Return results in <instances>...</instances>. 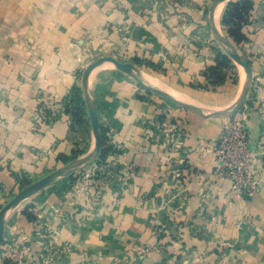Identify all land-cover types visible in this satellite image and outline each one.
<instances>
[{
	"label": "crops",
	"instance_id": "obj_1",
	"mask_svg": "<svg viewBox=\"0 0 264 264\" xmlns=\"http://www.w3.org/2000/svg\"><path fill=\"white\" fill-rule=\"evenodd\" d=\"M217 1L0 0V211L27 181L71 170L4 220L0 264H264V0H250L242 44L223 16L244 0ZM228 45L253 72L239 108L246 71L233 63L219 86L205 76ZM99 52L136 77L105 63L85 89ZM73 89L81 122L66 111ZM87 102L102 147L84 165L96 143ZM232 119L250 132L254 195L217 173Z\"/></svg>",
	"mask_w": 264,
	"mask_h": 264
},
{
	"label": "built area",
	"instance_id": "obj_2",
	"mask_svg": "<svg viewBox=\"0 0 264 264\" xmlns=\"http://www.w3.org/2000/svg\"><path fill=\"white\" fill-rule=\"evenodd\" d=\"M250 132L247 125L237 119L224 124L221 136L214 145L217 173L230 181L232 190L239 197L258 192V181L254 177L253 155L250 152ZM24 250L16 254L22 259Z\"/></svg>",
	"mask_w": 264,
	"mask_h": 264
},
{
	"label": "water",
	"instance_id": "obj_3",
	"mask_svg": "<svg viewBox=\"0 0 264 264\" xmlns=\"http://www.w3.org/2000/svg\"><path fill=\"white\" fill-rule=\"evenodd\" d=\"M225 1L226 0H218L216 2V5L224 3ZM228 48H229L228 56L230 57V59L232 58L237 64L242 66L247 73V83H246V86L244 88L242 97H241L240 101L238 102V106H237V108H239L242 105V103L244 102L246 95L248 94V92L251 89V86L253 83V72H252L250 65L245 60L242 59V57L238 54V52L231 45H228ZM105 63H111L118 70H121V71L129 74L130 76L136 77L137 69L135 68V66L133 64L121 62L114 57H104V58L98 60L97 62L91 64L87 68V70L85 71L84 81H83L85 89H87V87H88V80H89L91 72L94 71L96 68L104 65ZM159 92L161 94H163L167 99H169L174 104H177V105H179L183 108L189 109V110H197L194 106L189 105L187 103H184L182 101H179V100L175 99L174 97H172L171 95H169L168 93L161 92V91H159ZM87 108H88L90 116H91V121H92V126L94 129L96 143H95L94 150L92 151L90 156L84 161V165H87V164L91 163L92 161H94L98 157V155L100 154L101 147H102V135L100 132L99 120L97 117V113H96L94 107L90 103L88 104V102H87ZM213 115H229V113L215 112V113H213ZM70 172H71V170H69V169H62V170L55 171V172L49 174L45 178H43V179L37 181L36 183L32 184L31 186H29L27 189L22 190L19 193V195H17L12 201H10L5 207H3L1 209V211H0V257H1V245L3 242V238H4V220L9 216V214L16 207H18L23 201H25L27 198H29L31 195H33L35 192H37L38 190L49 185L57 177L66 175Z\"/></svg>",
	"mask_w": 264,
	"mask_h": 264
},
{
	"label": "trees",
	"instance_id": "obj_4",
	"mask_svg": "<svg viewBox=\"0 0 264 264\" xmlns=\"http://www.w3.org/2000/svg\"><path fill=\"white\" fill-rule=\"evenodd\" d=\"M252 8L253 3L250 0H244L230 2L225 11L223 24L227 27L229 36L237 44H242L248 40L243 30L250 22V12ZM233 67L235 66L231 59L220 54L216 66L209 68L205 76L212 85L219 86L222 85L227 78L225 70ZM66 111L72 114L76 122H81L82 117L86 114V105L78 89L72 90L66 103Z\"/></svg>",
	"mask_w": 264,
	"mask_h": 264
},
{
	"label": "rangeland",
	"instance_id": "obj_5",
	"mask_svg": "<svg viewBox=\"0 0 264 264\" xmlns=\"http://www.w3.org/2000/svg\"><path fill=\"white\" fill-rule=\"evenodd\" d=\"M104 57H111L110 55H105L103 52L101 53V52H99V53H96V55H95V59H94V61L92 62V64L93 63H95V62H97L98 60H100V59H102V58H104ZM115 58V57H114ZM117 59V58H116ZM120 61V60H119ZM231 61L236 65V66H238V67H240L244 72H245V69L242 67V66H240L239 64H237L232 58H231ZM159 97H161V98H165V99H167L163 94H161V93H159ZM170 101V100H169ZM171 103H173V102H171ZM173 105H175L176 107H178L179 109H181L182 107L181 106H179V105H177V104H174L173 103ZM177 134H179V133H177ZM94 171V170H93ZM89 172H90V170H89ZM51 174V173H50ZM81 175V174H80ZM37 181H27L24 185H23V187H22V190H25V189H27L29 186H31L32 184H34V183H36ZM15 198V197H14Z\"/></svg>",
	"mask_w": 264,
	"mask_h": 264
},
{
	"label": "bare ground",
	"instance_id": "obj_6",
	"mask_svg": "<svg viewBox=\"0 0 264 264\" xmlns=\"http://www.w3.org/2000/svg\"><path fill=\"white\" fill-rule=\"evenodd\" d=\"M219 19V18H218Z\"/></svg>",
	"mask_w": 264,
	"mask_h": 264
}]
</instances>
